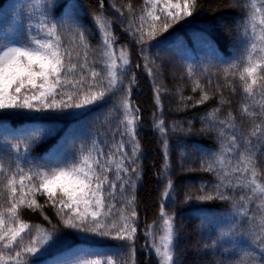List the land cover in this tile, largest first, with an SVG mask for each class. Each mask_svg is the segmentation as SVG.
Here are the masks:
<instances>
[{
  "label": "trees",
  "instance_id": "trees-1",
  "mask_svg": "<svg viewBox=\"0 0 264 264\" xmlns=\"http://www.w3.org/2000/svg\"><path fill=\"white\" fill-rule=\"evenodd\" d=\"M255 4L262 7L260 0ZM145 7L144 0H0V45L13 36L18 44L45 38L41 22L47 21L56 25L62 47L72 51L73 62H78L77 52L84 54L77 36L84 33L88 61L104 74V29L100 27L104 22L113 38L117 64H121L117 58L121 51L129 59L118 70L113 92L93 105L0 110V165L13 173L17 165L26 172L36 171L78 162L94 146L106 159L116 151L113 145L121 141L128 157H132L134 144L139 145L132 157L135 162L125 160L127 175L121 172L128 181L124 191L116 181V199L105 200L116 209L123 206L125 214L135 209L134 239L122 241L114 238L115 233L99 237L68 228L64 223L68 216L58 214L57 208L46 203L48 197L37 193L35 199L41 207L22 208L20 222L29 225L32 236L41 229L55 233V239L39 254L28 256L27 264H80L106 257L115 264H158L148 245L162 234L161 205L172 218L175 264H264V198L245 186L250 173L233 171L241 154H251L257 182L264 186V144L251 135L256 121L243 112L245 105L251 111L260 110V89L254 88V98L249 97L239 80L252 39V3L197 0L192 16L174 22L162 17L152 36L147 35L152 30L149 22L141 40L137 29ZM164 22L170 24L167 31ZM232 65L240 67L232 70ZM225 69L231 70L227 76ZM258 77H264V72H258ZM205 94L209 98L201 102ZM125 99L132 101V114L138 116L134 140L125 132ZM161 121L163 134L157 127ZM232 136L236 137L234 148ZM93 155L98 154L93 151ZM208 164L213 170H206ZM108 175L110 180L114 178V173ZM221 178L224 186L217 189ZM25 183L27 192L31 185ZM107 190L105 186V196ZM166 190L167 198L163 195ZM218 192L228 198L221 199ZM0 193H4L0 206L7 207L3 176ZM205 196L211 199H201ZM29 242L25 234L23 243ZM0 251L6 257L11 254L7 249Z\"/></svg>",
  "mask_w": 264,
  "mask_h": 264
},
{
  "label": "snow or ice",
  "instance_id": "snow-or-ice-1",
  "mask_svg": "<svg viewBox=\"0 0 264 264\" xmlns=\"http://www.w3.org/2000/svg\"><path fill=\"white\" fill-rule=\"evenodd\" d=\"M250 2L254 9L249 14L252 39L249 42L247 55L242 61L243 71L239 73V80L247 96L254 98V88L259 87V94L264 98V77H258V72H264V0H260L262 7H257L255 0ZM144 3L145 14L139 17L140 28L137 29L141 40L144 36L143 29L149 22H151L152 30L147 35L152 36L156 30V23L161 21L162 17L164 21L174 22L192 16L197 0H183L182 3L181 0H176L175 3L172 0H163L162 7L159 6L160 0H144ZM157 11L160 15L156 14ZM257 17H259L258 24L261 26L258 35ZM41 23L45 38H30L27 43L0 45V110L81 109L105 99L106 95L113 92L118 83V70H123L124 66L129 64V59L127 53L121 51L119 59L122 63L117 64V59L112 52L113 38L107 32L104 22L100 25L104 29V52L102 53L106 58L104 74L96 70L88 61V43L84 33H77L78 42L83 47L84 54L77 52L78 62H73L72 51L62 47L61 36L57 33L56 25L49 24L47 21ZM129 27H132L131 23ZM169 27L168 22L163 23L165 31ZM239 67L240 65H232L231 69L235 70ZM230 71L225 69V75L230 74ZM105 81H107L106 86ZM196 87H200L199 82H196ZM195 90L196 88L193 89ZM208 98L207 94L203 95L201 102ZM156 99L159 101L158 89ZM123 109L126 121L125 132L134 140L138 116H132L133 108L127 99L123 103ZM135 111L139 110L135 109ZM243 112L249 116L260 117V123H253L251 135L264 137V102L260 103L259 112L251 111L247 105L243 107ZM163 123L161 121L157 125L161 134L165 132ZM231 140L232 147H236V137L232 136ZM113 147L116 151L108 153L106 159L105 153L94 146L87 151V154H82L78 162L36 171L29 169L26 172L23 167L17 165V170L13 173L0 165V176L4 177V187L7 189L5 203L8 205L0 206L2 208L0 210V248L7 249L11 253L6 257L0 251V264H27L28 256L39 254L45 246L54 241L55 233L38 229L37 235L32 236L29 225L20 222L19 213L22 208L41 207L35 199L37 193L47 196L46 203H51L57 208L58 214L68 216L64 220L68 228L92 233L99 237H111L115 233L114 238L122 241L134 239L136 234L134 218L137 215L135 209L132 208L130 214H125L123 206L116 209L115 204H106L105 200L106 198L116 199V181L121 182L120 191H124V184L128 181L121 176V172L127 175L129 168L125 165V160L129 163L135 162L132 157L136 156L139 145L134 144L132 157H128V154L123 152V141L114 144ZM93 151L98 155H93ZM117 154L119 158L114 159ZM206 170H213V165L208 164ZM132 171L135 172L136 169ZM233 171L241 175L250 173L251 179L245 186L250 185L251 192L264 198V186L257 182L255 160L251 154L247 156L241 154ZM108 173H114V178L110 180ZM17 176L19 181L16 179ZM221 180L222 183L217 185V189L224 186L223 178ZM26 181L31 185L27 192L25 191ZM105 186L108 189L107 196H105ZM168 187H172L171 182ZM2 195L4 193H0V196ZM163 195L167 198L169 192L166 190ZM218 195L221 199L228 198L220 192ZM201 199H211V197L205 196ZM131 204L132 200H128L127 205ZM163 209L164 206L161 205L160 219L163 221L162 228L165 235L161 237V244L154 246L155 253L160 257L159 264H175L172 249L174 241L172 218ZM117 213H119L118 218H114ZM261 231L264 233V226ZM25 234L30 240L27 245L23 243ZM261 243L264 244V235L261 236ZM80 264H115V262L111 257H106L103 260L80 261Z\"/></svg>",
  "mask_w": 264,
  "mask_h": 264
},
{
  "label": "rangeland",
  "instance_id": "rangeland-1",
  "mask_svg": "<svg viewBox=\"0 0 264 264\" xmlns=\"http://www.w3.org/2000/svg\"><path fill=\"white\" fill-rule=\"evenodd\" d=\"M12 43H16V44H18L17 43V41H16V38L13 36V37H10L9 38V40H8V42H7V44H12ZM114 43V42H113ZM120 55V54H119ZM119 55H118V60H119V62L120 63H122V61L119 59ZM262 98V97H261ZM260 98V99H261ZM261 101L262 102H264V98H262L261 99ZM129 102H130V105L132 106L133 105V103H132V101L129 99ZM260 111V110H259ZM259 111H257V110H253V112H259ZM132 116L134 117V115L132 114ZM255 121H256V123H260L261 122V119H260V117H258V116H251ZM136 122H138V120L136 121ZM261 140H262V143L264 144V137H260V136H258ZM167 190H168V187H167ZM163 229V228H162ZM165 235V233H164V230H162V234H161V236L156 240V241H153V242H151L149 245H148V247H149V251L154 255V260L156 261V259L158 260L157 262H158V264H159V262H160V257H158V255L155 253V247L154 246H159L160 244H161V237H163ZM144 237L146 238V237H148L147 236V234L146 235H144ZM145 246H146V244H145ZM146 250V249H145Z\"/></svg>",
  "mask_w": 264,
  "mask_h": 264
}]
</instances>
